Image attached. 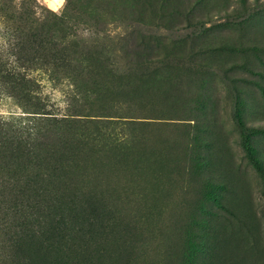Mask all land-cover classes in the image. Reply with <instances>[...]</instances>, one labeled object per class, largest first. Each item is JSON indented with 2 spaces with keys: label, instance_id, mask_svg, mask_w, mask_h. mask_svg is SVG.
<instances>
[{
  "label": "rangeland",
  "instance_id": "obj_1",
  "mask_svg": "<svg viewBox=\"0 0 264 264\" xmlns=\"http://www.w3.org/2000/svg\"><path fill=\"white\" fill-rule=\"evenodd\" d=\"M0 64V264H264V0H0Z\"/></svg>",
  "mask_w": 264,
  "mask_h": 264
},
{
  "label": "trees",
  "instance_id": "obj_2",
  "mask_svg": "<svg viewBox=\"0 0 264 264\" xmlns=\"http://www.w3.org/2000/svg\"><path fill=\"white\" fill-rule=\"evenodd\" d=\"M20 33H21V31L17 28V32L15 34L13 33V37H18L20 39L21 38ZM38 45H40V44H38ZM36 47H37V45H36V43H33V38L31 39V38H28V36H27V39L21 43V46H19V51H25L26 53L32 55V57H33V50H35ZM46 56H47L46 52L43 51L42 49L41 50L39 49V51L37 53V57L43 59ZM0 66L3 67L1 64H0ZM0 71L5 72V74H7V75H5V78L9 81L8 84H9V86H11V88L14 92L16 91L18 94H20V92H22L25 95L33 93V88L30 85L32 83L31 80L27 79V77L23 73L17 71V68H14V67L6 68V67H4V69L0 68ZM0 132H1V130H0ZM6 132H8V131H6ZM0 144H1L0 147H2L3 146L2 140H1ZM14 147H15V150L21 149V141H15ZM1 153L2 152L0 151V154ZM55 220L56 219L53 218V222L56 223L55 224L56 226H54V228H56V230H60L61 225L64 226L65 223L61 224L60 222H58V221L56 222ZM60 221H61V219H60ZM59 224H60V226H59ZM33 234H34L33 229L25 228V227H20L18 229V231L13 234V238H12L13 244H11V250H12L13 256H17L18 252H21L25 249L26 250L28 249L29 245L32 243ZM26 264H28V263H26Z\"/></svg>",
  "mask_w": 264,
  "mask_h": 264
}]
</instances>
